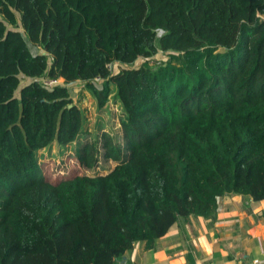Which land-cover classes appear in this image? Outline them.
I'll use <instances>...</instances> for the list:
<instances>
[{"label":"trees","instance_id":"trees-1","mask_svg":"<svg viewBox=\"0 0 264 264\" xmlns=\"http://www.w3.org/2000/svg\"><path fill=\"white\" fill-rule=\"evenodd\" d=\"M225 194L264 200V0H0V264H116Z\"/></svg>","mask_w":264,"mask_h":264},{"label":"crops","instance_id":"crops-1","mask_svg":"<svg viewBox=\"0 0 264 264\" xmlns=\"http://www.w3.org/2000/svg\"><path fill=\"white\" fill-rule=\"evenodd\" d=\"M116 264H264V200L222 195L214 221L179 219L153 248L136 241Z\"/></svg>","mask_w":264,"mask_h":264},{"label":"rangeland","instance_id":"rangeland-1","mask_svg":"<svg viewBox=\"0 0 264 264\" xmlns=\"http://www.w3.org/2000/svg\"><path fill=\"white\" fill-rule=\"evenodd\" d=\"M18 29L23 30V28L21 27V25H18ZM154 59L160 60V59H166V55L164 52H162L161 50H158V52L152 57ZM146 59L143 56H139L137 57L134 61H132L131 63H119V62H114L113 64H111V69L113 71L121 68V67H130V66H138L139 64H141V62ZM151 59V58H150ZM44 80L46 78H43ZM31 78L27 77L23 74L20 75V85H22L23 83L30 81ZM58 82L61 81V78L56 79ZM97 81H101L100 79H98ZM98 83V82H97ZM70 90V93L73 97V100L75 102H77V104L81 107L82 112L84 114V116L90 120V122L92 123V126L95 125L96 122L100 123L102 119L103 121V126L104 128H106L107 130H109L110 133H115L116 132V128H120L119 124H118V106H116L115 104H111L108 103L106 107H104L103 109H98L96 107V103L94 100V96L87 90L84 89L83 86V82L80 80L77 81H73L71 83L67 84ZM19 89V87H18ZM83 90V91H81ZM85 90V91H84ZM18 92V90H16V93ZM112 118H114L115 120H112ZM99 126V127H100ZM102 128V127H101ZM96 134V131H93V134L89 133V138L91 140L94 139V135ZM59 159L57 157L53 158V167L56 166L55 163H58ZM111 165H113L110 162L107 163H103L101 164V167H111Z\"/></svg>","mask_w":264,"mask_h":264},{"label":"built area","instance_id":"built-area-1","mask_svg":"<svg viewBox=\"0 0 264 264\" xmlns=\"http://www.w3.org/2000/svg\"><path fill=\"white\" fill-rule=\"evenodd\" d=\"M44 82H45L46 84H53V83H56V82H58V81H57L56 79H45Z\"/></svg>","mask_w":264,"mask_h":264}]
</instances>
